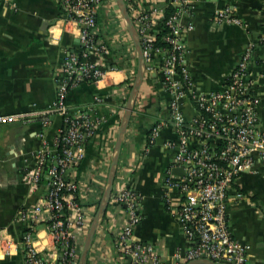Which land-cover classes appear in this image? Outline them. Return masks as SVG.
Masks as SVG:
<instances>
[{
	"label": "crops",
	"instance_id": "obj_1",
	"mask_svg": "<svg viewBox=\"0 0 264 264\" xmlns=\"http://www.w3.org/2000/svg\"><path fill=\"white\" fill-rule=\"evenodd\" d=\"M15 1L17 7L13 9L0 0V113L49 109L65 74V58L79 51L77 30L61 18L59 0ZM166 2L137 0V5L149 10L162 8ZM113 4L111 8L101 6L96 20V36L106 43V50L92 48L86 59L102 61L106 66L116 64L117 69L108 68L99 81L81 79L67 89L65 97L70 108L91 105L90 113L100 119L87 140L83 159L74 169L85 212L93 215L105 187L114 140L138 63V50L126 20L116 0ZM226 6L240 18L239 23L217 19V10ZM180 21L186 68L197 93L221 86L245 45L253 44L257 60L249 64L247 78L255 80L253 88L260 97L257 110L264 120V0H189ZM161 24V20H153L148 33L157 34ZM166 96L156 73L145 69L121 145L114 184L126 182L138 192L143 217L135 237L170 253L187 243L172 201L167 202L162 190V178L175 152L167 143L175 136L173 125L160 127L152 143L147 140L159 117L166 115ZM181 107L186 116L194 111L188 102H182ZM49 112L51 121L46 126L28 118L0 121V234L10 239L4 240L8 252L0 246V264H26L20 240L22 229L30 221L19 219V213L37 202L44 187V183L31 187L26 169L35 162V152L44 140L54 137L63 123L61 113L54 109ZM237 179L246 196L227 202L228 222L235 236L252 244V258L264 264L263 167L243 171ZM107 210L95 229L102 233H94L98 243L96 258H92L100 264L113 260L111 228L124 220L121 205L108 203ZM32 226L40 237L37 242L51 246L52 238L42 225L36 222Z\"/></svg>",
	"mask_w": 264,
	"mask_h": 264
},
{
	"label": "built area",
	"instance_id": "obj_2",
	"mask_svg": "<svg viewBox=\"0 0 264 264\" xmlns=\"http://www.w3.org/2000/svg\"><path fill=\"white\" fill-rule=\"evenodd\" d=\"M1 1L13 9L17 7L15 0ZM59 1L61 18L77 30L79 51H72L63 62L65 74L51 108L0 113V121L28 118L43 126L51 121V109L62 114L58 133L44 140L35 152V162L26 169L30 186L44 183V187L37 202L22 210L19 219L29 220L31 225L40 223L52 238L51 246L40 245L37 230L27 224L20 240L26 264L79 262L93 213L85 212L74 169L83 159L87 140L100 119L90 113L91 105L70 108L65 97L67 89L81 79L99 81L108 68L118 67L86 59L92 48L106 50V43L96 36V16L101 6L113 7L114 0ZM125 2L138 31L145 69L156 73L160 90L167 95L166 115L159 117L147 140L152 143L160 127L173 125L175 136L167 143L175 147V152L162 178V190L167 202L172 201L187 243L168 253L152 242L136 238L135 228L143 217L138 192L126 182L113 183L109 204L122 206L124 220L116 228L110 223L113 260L109 264H204L196 261L199 258L219 264H258L252 258V244L233 234L227 218V202L246 196L237 179L240 173L253 171L258 165L264 170V120L257 110L260 97L253 88L255 80L247 78L249 64L257 60L253 44L245 45L221 86L197 93L186 68L180 21L189 0H174L177 8L168 15L163 7L142 10L137 0ZM216 16L221 22H240L228 6L218 9ZM156 19L161 20V29L168 27L163 35L167 45H155L156 34L148 33ZM182 102L190 103L194 110L191 115H185ZM6 235L0 234V246L8 252L4 240L10 239Z\"/></svg>",
	"mask_w": 264,
	"mask_h": 264
},
{
	"label": "water",
	"instance_id": "obj_3",
	"mask_svg": "<svg viewBox=\"0 0 264 264\" xmlns=\"http://www.w3.org/2000/svg\"><path fill=\"white\" fill-rule=\"evenodd\" d=\"M117 5L119 7V10L123 16V18L126 20L127 26L129 33L131 34L133 41L135 43V46L138 50V63H137V68L136 72L133 78V81L131 83L130 89L128 91V94L125 99L124 107H123V112L121 115L118 131L114 140L113 148H112V153H111V160L109 164V168L107 171V177H106V182H105V187L102 191V194L100 196V200L98 202L97 208L95 210V213L92 217V220L88 226L87 232L84 237V241L80 250L79 254V262L78 264H86V255L88 248L93 240V236L95 233V229L98 226L99 222L101 221L111 195V191L113 188V183H114V178L116 174V169L118 165V160L120 156V151H121V145L127 130V126L131 117V114L134 109V104H135V97L138 92L140 83L142 81L144 71H145V60L142 54V46L140 42V38L138 35L137 28L135 26L134 20L128 10V7L126 5L125 0H116ZM175 171H179V169L175 168ZM197 262L204 263V264H219L214 260L208 259V258H199L196 260ZM186 264V263H184Z\"/></svg>",
	"mask_w": 264,
	"mask_h": 264
},
{
	"label": "trees",
	"instance_id": "obj_4",
	"mask_svg": "<svg viewBox=\"0 0 264 264\" xmlns=\"http://www.w3.org/2000/svg\"><path fill=\"white\" fill-rule=\"evenodd\" d=\"M173 1L174 0H167V2L164 4L163 10H164L165 15L170 14L177 8V6L174 4ZM97 15H98V12H97ZM96 20H98L97 16H96ZM167 30H168L167 25H164L163 28L157 32L155 39L153 41L155 45H167L168 44V42L163 37V35L167 32ZM77 193H78V189H77Z\"/></svg>",
	"mask_w": 264,
	"mask_h": 264
},
{
	"label": "rangeland",
	"instance_id": "obj_5",
	"mask_svg": "<svg viewBox=\"0 0 264 264\" xmlns=\"http://www.w3.org/2000/svg\"><path fill=\"white\" fill-rule=\"evenodd\" d=\"M157 114V112H156ZM156 114H154L156 116ZM157 118V117H156ZM172 192V191H171ZM108 211V210H106ZM106 211H105V214H106ZM97 232H95L97 235H100L102 232L101 230H96ZM95 238V239H94ZM97 243L96 242V235L94 234L93 236V240L89 246V249H88V252H87V255H86V264H91L92 262H95L97 261L96 259H93L92 256L94 257V255L97 253V250L95 249V247L97 246ZM96 250V251H95ZM95 253V254H94ZM96 258V257H94ZM117 263V262H116ZM118 264V263H117Z\"/></svg>",
	"mask_w": 264,
	"mask_h": 264
}]
</instances>
